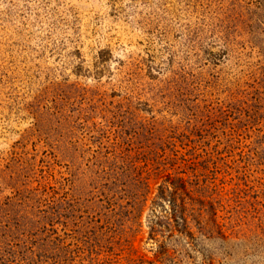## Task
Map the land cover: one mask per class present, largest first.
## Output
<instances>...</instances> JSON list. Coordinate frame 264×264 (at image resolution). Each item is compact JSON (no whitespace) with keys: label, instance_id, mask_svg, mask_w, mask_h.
Instances as JSON below:
<instances>
[{"label":"rangeland","instance_id":"rangeland-1","mask_svg":"<svg viewBox=\"0 0 264 264\" xmlns=\"http://www.w3.org/2000/svg\"><path fill=\"white\" fill-rule=\"evenodd\" d=\"M0 264H264V0H0Z\"/></svg>","mask_w":264,"mask_h":264}]
</instances>
